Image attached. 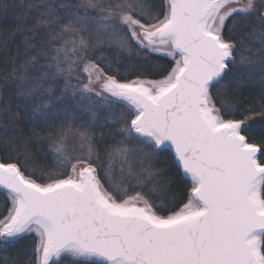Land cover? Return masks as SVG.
<instances>
[{"label":"snow or ice","instance_id":"snow-or-ice-1","mask_svg":"<svg viewBox=\"0 0 264 264\" xmlns=\"http://www.w3.org/2000/svg\"><path fill=\"white\" fill-rule=\"evenodd\" d=\"M257 117L264 0H0V262L264 264Z\"/></svg>","mask_w":264,"mask_h":264},{"label":"trees","instance_id":"trees-1","mask_svg":"<svg viewBox=\"0 0 264 264\" xmlns=\"http://www.w3.org/2000/svg\"><path fill=\"white\" fill-rule=\"evenodd\" d=\"M153 61H158L160 64L166 65L169 63L168 58H161L159 56L153 55L151 57ZM134 62V61H133ZM253 89L256 90L258 93L259 90V84L254 85H246L242 87L241 91L237 93L239 96H250L252 94ZM243 109H240V112H243ZM240 112L237 113V118L240 116ZM250 127L248 129V134L250 136H253L257 139H260L262 136H264V122H262L260 117H257L255 120H252L249 122ZM109 143H111V138L106 137ZM103 147V145H101ZM40 151L37 153V159H36V165L41 168L51 167L54 163V154L49 149L48 145L42 144L39 146ZM185 183H187V178H185ZM183 191V184L178 189H173L171 193L168 194V199L165 200V203H167L169 200H171V197L173 194L180 195ZM0 199H2V195H0ZM159 203V201H157ZM32 238L29 237L25 240H22L17 244L14 248L9 249L8 252H0V258L8 255H15L17 251H23L25 248L30 247ZM2 264V262H0Z\"/></svg>","mask_w":264,"mask_h":264}]
</instances>
